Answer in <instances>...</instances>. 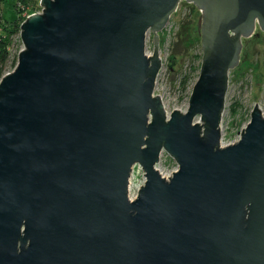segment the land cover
I'll list each match as a JSON object with an SVG mask.
<instances>
[{
    "label": "water",
    "instance_id": "obj_1",
    "mask_svg": "<svg viewBox=\"0 0 264 264\" xmlns=\"http://www.w3.org/2000/svg\"><path fill=\"white\" fill-rule=\"evenodd\" d=\"M181 1L42 0L23 21L0 80V264H264L258 104L221 143L230 70L264 32V0H185L203 56L188 109L168 114L160 33ZM163 151L178 164L167 178Z\"/></svg>",
    "mask_w": 264,
    "mask_h": 264
},
{
    "label": "rangeland",
    "instance_id": "obj_2",
    "mask_svg": "<svg viewBox=\"0 0 264 264\" xmlns=\"http://www.w3.org/2000/svg\"><path fill=\"white\" fill-rule=\"evenodd\" d=\"M14 0H0V14L7 13L11 23L15 21L21 25L24 21L23 12L13 8ZM15 9V10H14ZM19 15L22 17L20 18ZM196 19L200 22L201 11L195 12L192 4L182 0L178 9L172 14L169 24L161 32L166 34V40L161 46L160 57H162L161 71L158 74L154 88L155 95L161 97L165 109L170 114L174 109L186 112L189 107V96L192 88L198 79L200 70L197 69L202 59L201 44L186 48L177 43L182 24ZM8 22V24H11ZM256 33L260 32L257 28ZM147 54L153 53V34H147ZM241 58L238 66L230 70V80L226 95V104L221 120L222 145L233 144L240 140L243 129L250 122L251 113L254 105L264 113V32L258 37L244 39ZM23 49L20 34L12 36L10 45V57L7 65V72H12L15 68L14 59ZM175 56L171 61V57ZM199 117L196 118L198 122ZM157 169L164 177L172 176L177 171L178 164L168 152L163 151L160 155V162L156 165ZM132 180L134 187L129 192L133 200L138 194V190L144 185L145 173L139 164L134 165Z\"/></svg>",
    "mask_w": 264,
    "mask_h": 264
},
{
    "label": "trees",
    "instance_id": "obj_3",
    "mask_svg": "<svg viewBox=\"0 0 264 264\" xmlns=\"http://www.w3.org/2000/svg\"><path fill=\"white\" fill-rule=\"evenodd\" d=\"M17 0L13 1L12 7L18 8L16 4ZM192 9L194 13L199 10L197 7L192 3ZM1 10V7H0ZM15 10V9H14ZM20 18H22L19 15ZM16 21V20H15ZM15 21H12L11 23L10 18H8L7 13L5 15L0 14V80L3 78V74L7 72V63L9 61L10 57V52L9 48L10 45L12 44V36L14 34H20L21 29L19 24H17ZM10 22L11 24H8ZM263 31L260 30L256 35L262 34ZM160 45L163 46L165 40H166V34L160 33ZM177 43L181 45L182 47L185 46L186 48L193 47L196 44H200L201 40V32H200V22L194 19L193 21H188L182 24V27L179 32V37H178ZM244 41V39H243ZM175 56L171 57V61L174 60ZM199 59H202V56H198ZM17 57L14 59L13 63L16 65L17 63ZM201 64V63H200ZM200 64L198 65L199 67L197 69L200 70Z\"/></svg>",
    "mask_w": 264,
    "mask_h": 264
},
{
    "label": "built area",
    "instance_id": "obj_4",
    "mask_svg": "<svg viewBox=\"0 0 264 264\" xmlns=\"http://www.w3.org/2000/svg\"><path fill=\"white\" fill-rule=\"evenodd\" d=\"M41 2L42 0H17L16 4L20 11L23 12V16H21L26 20L29 16L34 15V13H41L43 11L44 8ZM134 172L133 166L131 179Z\"/></svg>",
    "mask_w": 264,
    "mask_h": 264
},
{
    "label": "bare ground",
    "instance_id": "obj_5",
    "mask_svg": "<svg viewBox=\"0 0 264 264\" xmlns=\"http://www.w3.org/2000/svg\"><path fill=\"white\" fill-rule=\"evenodd\" d=\"M165 178H167V177H165ZM130 183L131 184H130L129 192L132 191V189L134 187V183H133V180L132 179L130 180Z\"/></svg>",
    "mask_w": 264,
    "mask_h": 264
}]
</instances>
